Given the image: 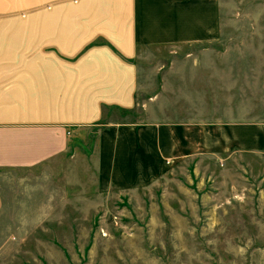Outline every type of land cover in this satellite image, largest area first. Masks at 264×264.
<instances>
[{
    "label": "rangeland",
    "instance_id": "374dc122",
    "mask_svg": "<svg viewBox=\"0 0 264 264\" xmlns=\"http://www.w3.org/2000/svg\"><path fill=\"white\" fill-rule=\"evenodd\" d=\"M152 27L144 34L175 39L182 32ZM252 27L210 25L197 46H153L152 65L191 71L193 55L204 67L230 58L216 65L229 73L198 77L195 102L163 113L173 124L142 123L138 106L105 110L104 125L91 128L93 138L77 149L73 187L65 190L63 174L54 177V220L41 222L21 244L11 236L0 264H264V139L257 127L264 109H256V82L264 78L255 61L241 60L255 54ZM241 137L256 145H239ZM97 148L100 174L89 167ZM81 153L88 161L83 174Z\"/></svg>",
    "mask_w": 264,
    "mask_h": 264
},
{
    "label": "crops",
    "instance_id": "0c3cea01",
    "mask_svg": "<svg viewBox=\"0 0 264 264\" xmlns=\"http://www.w3.org/2000/svg\"><path fill=\"white\" fill-rule=\"evenodd\" d=\"M152 25H174L181 36L145 35ZM210 25H254L255 54L241 60L255 61L264 78V0H0V256L11 236L21 244L41 222L54 220V177L63 174L65 190L73 187L77 149L93 138L91 128L104 125L105 110L138 106L142 123L173 124L163 113L195 102L198 77L229 73L216 66L229 65V57L204 67L192 54L191 71L152 65L153 46H197ZM183 30L193 36L184 39ZM256 99L263 110L264 80L256 82ZM257 127L264 139V122ZM254 142L241 137L239 145ZM98 148L89 166L96 174L103 171ZM135 149L132 142L131 162ZM81 154L83 174L88 161Z\"/></svg>",
    "mask_w": 264,
    "mask_h": 264
}]
</instances>
